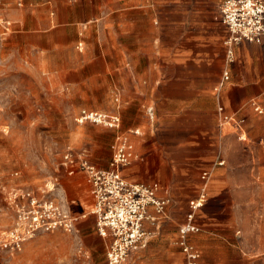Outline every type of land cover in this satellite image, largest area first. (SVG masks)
I'll return each mask as SVG.
<instances>
[{
    "label": "crops",
    "instance_id": "0c3cea01",
    "mask_svg": "<svg viewBox=\"0 0 264 264\" xmlns=\"http://www.w3.org/2000/svg\"><path fill=\"white\" fill-rule=\"evenodd\" d=\"M221 2L41 0L16 9L7 24L24 37L21 58L51 75L53 115L74 120L87 109L120 116L117 129L55 126L65 132L62 152L84 151L107 169L115 137L139 132L129 135L139 159L121 174L132 183H157L158 197L171 202L162 220L146 225L152 235L127 264H185L178 229L203 188L199 230L188 237L203 263L219 260L210 253L222 245L238 250L239 264H264V116L255 111H264V44L241 42L228 55ZM60 161L51 193H62L59 202L78 218L71 233L91 226L85 249H106L83 175H66Z\"/></svg>",
    "mask_w": 264,
    "mask_h": 264
},
{
    "label": "built area",
    "instance_id": "2783aa9c",
    "mask_svg": "<svg viewBox=\"0 0 264 264\" xmlns=\"http://www.w3.org/2000/svg\"><path fill=\"white\" fill-rule=\"evenodd\" d=\"M220 12L221 21L228 30L224 41L228 55H231V48L241 42L264 44V0H222ZM227 78V72H224L223 80ZM222 110V107L218 108L220 114ZM255 111L264 116L263 110L255 108ZM229 119L222 116L221 122L226 123ZM74 122L117 129L121 119L117 114L80 109ZM131 134L139 135V132L132 130L115 137L107 169L94 165L84 151L67 149L61 155L63 172L68 176L81 173L89 187L94 200L91 214L95 219V230L106 241L105 264H127L131 253L145 247L152 235L146 225H155L162 220L171 202L167 197H158L157 183H132L122 176L121 170L139 159L129 138ZM208 177L206 171L201 174L204 183ZM203 201L204 188L199 198L189 203L186 221L178 229L177 243L185 256V264H204L201 253L188 240L190 234L199 230L195 216ZM11 202L13 226L3 232L0 239V248L11 254L20 251L38 232L71 233L75 230L78 218L59 201L24 191L13 193Z\"/></svg>",
    "mask_w": 264,
    "mask_h": 264
},
{
    "label": "rangeland",
    "instance_id": "374dc122",
    "mask_svg": "<svg viewBox=\"0 0 264 264\" xmlns=\"http://www.w3.org/2000/svg\"><path fill=\"white\" fill-rule=\"evenodd\" d=\"M39 2L0 0V239L13 226V193L33 191L39 198L64 202L62 193H51L66 144L65 132L54 127H77L73 118L53 115L48 79L51 75L21 58L24 37L7 28L16 9ZM231 231L237 239V224ZM252 231L248 239L254 244ZM216 232L226 236L229 231L220 228ZM94 233L91 226L76 234L38 232L16 253L0 248V264H104V246L91 253L85 249V239ZM218 246L221 249L210 255L219 260L210 259L211 264H239L237 249L223 250L222 245Z\"/></svg>",
    "mask_w": 264,
    "mask_h": 264
}]
</instances>
